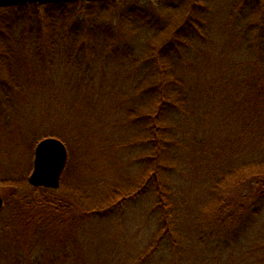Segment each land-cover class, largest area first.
Returning <instances> with one entry per match:
<instances>
[{"label": "trees", "instance_id": "trees-1", "mask_svg": "<svg viewBox=\"0 0 264 264\" xmlns=\"http://www.w3.org/2000/svg\"><path fill=\"white\" fill-rule=\"evenodd\" d=\"M216 1L0 6V130L21 122L25 108L52 86L37 76L38 64L63 61L93 93L82 99V112L90 111L86 126L104 121L97 99L115 97L117 123L138 133L120 145L139 141L146 165L138 187L115 186L97 199L69 183L34 187L30 173L0 177L5 207L18 220L10 225L28 231L29 241L56 232L49 264L85 262L70 250L83 244L77 229L87 228L83 239L92 254L99 224L148 197L156 232L142 253L121 256V264H142L163 248L177 255V264H210L198 260L203 251L232 252L264 219V0H229L223 23ZM91 115L95 121H87ZM260 238H250L255 249L264 247Z\"/></svg>", "mask_w": 264, "mask_h": 264}, {"label": "rangeland", "instance_id": "rangeland-1", "mask_svg": "<svg viewBox=\"0 0 264 264\" xmlns=\"http://www.w3.org/2000/svg\"><path fill=\"white\" fill-rule=\"evenodd\" d=\"M140 1L151 3L157 0ZM228 3L229 0L216 1V20L219 19L222 23L228 11ZM64 63L56 61L54 66L45 67L38 64L36 69L40 71L37 76H45L46 80L52 81V86L46 93L36 96L37 98L31 102V108L30 106L25 108V118L21 122L5 129L6 133L0 130V177L31 174L35 147L45 136L61 140L68 149L69 167L66 172L63 171L60 185L61 183L79 185L94 199L110 195L111 188L115 186L122 191L138 187L141 183L140 177L146 168L137 148L141 143L133 140L130 144L120 145L129 142L131 138L137 139L135 137L138 135L137 129L130 126L126 128L127 132L121 129V125L117 123L119 113L113 112L115 97L106 98L105 100H108L106 103H102L99 97L96 107L100 114L97 116L104 121L103 123L101 121V126L94 128L86 126L90 124L89 119L92 121L95 119L91 115L87 118L89 123L85 124L83 116H88L90 111L85 109L86 112L84 113L85 110L82 112V99L85 95L91 98L93 93L80 86L85 82L83 76L70 70ZM23 68H27L25 63ZM109 77L112 78L111 75ZM47 96H51L52 99L43 100L48 99ZM31 109L33 113L30 112ZM104 112L108 115H104ZM8 131H13V137ZM18 131H21L19 136ZM189 190L191 188L187 186L184 194L190 196ZM5 194L6 190L0 187V195ZM148 200L127 206L112 222L99 224L91 248L92 254H88L87 244L84 242L86 239H83L87 232L86 227L77 229L79 239L83 241L82 246L78 245L70 250L76 252V257L77 253L83 255L85 262L82 261V264H121L119 260L121 256H125L126 260H132L146 249L148 241L156 232L151 220L153 216L150 214L149 197ZM201 200L198 201L199 207L203 205ZM4 207L5 204L0 211V264H49V258L56 252L53 247L56 232L51 230L44 239L29 241L28 231L20 232L22 227L10 225L18 223V220L8 207ZM116 221V228L113 229ZM254 228L256 230H249V235L254 238L261 235L259 242L264 243V219H260ZM214 237L215 240L225 238L224 235ZM251 237L242 235V240L237 243L238 246L235 245L232 252L229 250L218 255L203 251L204 255L198 257V260L207 257L210 264H264V247L255 249ZM174 257L178 258L173 252L163 248L152 259L149 258L142 264H177Z\"/></svg>", "mask_w": 264, "mask_h": 264}, {"label": "water", "instance_id": "water-1", "mask_svg": "<svg viewBox=\"0 0 264 264\" xmlns=\"http://www.w3.org/2000/svg\"><path fill=\"white\" fill-rule=\"evenodd\" d=\"M59 1L81 0H0V6L27 2L50 3ZM67 160L68 150L61 140L52 137L43 139L35 148L33 170L29 177V183L34 187L59 188ZM3 205L4 200L0 195V211Z\"/></svg>", "mask_w": 264, "mask_h": 264}]
</instances>
